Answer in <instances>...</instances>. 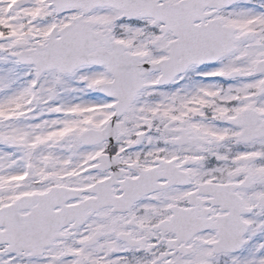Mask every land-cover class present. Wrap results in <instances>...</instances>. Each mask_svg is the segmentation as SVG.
<instances>
[{
    "label": "snow or ice",
    "instance_id": "6c2138e0",
    "mask_svg": "<svg viewBox=\"0 0 264 264\" xmlns=\"http://www.w3.org/2000/svg\"><path fill=\"white\" fill-rule=\"evenodd\" d=\"M0 264H264V0H0Z\"/></svg>",
    "mask_w": 264,
    "mask_h": 264
}]
</instances>
